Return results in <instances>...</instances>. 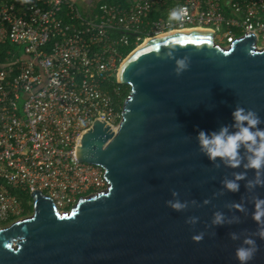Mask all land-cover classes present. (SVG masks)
Listing matches in <instances>:
<instances>
[{"label":"water","instance_id":"obj_1","mask_svg":"<svg viewBox=\"0 0 264 264\" xmlns=\"http://www.w3.org/2000/svg\"><path fill=\"white\" fill-rule=\"evenodd\" d=\"M255 43L247 36L223 48L211 34L191 33L134 54L118 75L130 87L122 120L116 128L95 121L77 148L81 163L105 170L109 188L66 213L42 191L32 192V216L0 229V264H240L235 251L247 237L258 245L248 264H264V239L252 218L264 187L246 188L257 179L244 167L248 154L242 150L238 168H216L197 140L201 130L234 132L237 106L264 121V48ZM184 56L189 68L177 76L175 61ZM234 173L245 174L237 192L222 183ZM176 199L187 208L167 205ZM216 212L222 225L212 223ZM191 217L198 219L187 223ZM200 233L203 239L193 241Z\"/></svg>","mask_w":264,"mask_h":264},{"label":"built area","instance_id":"obj_2","mask_svg":"<svg viewBox=\"0 0 264 264\" xmlns=\"http://www.w3.org/2000/svg\"><path fill=\"white\" fill-rule=\"evenodd\" d=\"M174 8L186 15L169 23ZM188 29L264 36V0H116L90 14L72 0H0V229L26 218L19 193L42 191L66 213L109 188L102 167L78 159L81 136L122 120L124 60Z\"/></svg>","mask_w":264,"mask_h":264},{"label":"clouds","instance_id":"obj_3","mask_svg":"<svg viewBox=\"0 0 264 264\" xmlns=\"http://www.w3.org/2000/svg\"><path fill=\"white\" fill-rule=\"evenodd\" d=\"M25 3L30 0H24ZM186 15V9L174 8L168 13V21L180 22ZM171 53H167L169 57ZM176 67L174 72L177 76L181 75L184 71L188 70L190 65V58L184 56L183 58L176 59ZM234 123L231 128L236 129L234 132H230L229 126H223L219 132L206 133L201 130L198 133L197 140L199 145V151L205 155L211 162H213L216 168L220 167L223 163L230 168H238L242 164V160L245 158L242 154L247 153V163L244 167L255 170L257 179L254 181H248L246 188L253 190L257 186L264 187V181L259 180V176L264 173V128L258 127L264 123L259 115L250 109L237 106L232 112ZM219 158V160H218ZM245 174L234 173V179H226L222 183L224 187L231 192L239 191L240 179L244 178ZM173 197H178V193L173 191ZM167 205L173 210L180 212L187 208L188 202H181L179 199L169 200ZM254 210L252 213L253 220L257 223L258 231L256 233L260 239H264V199L256 197L253 201ZM198 218L191 217L186 222L195 223ZM223 214L220 212L214 213V219L212 223L214 225L223 224ZM230 238L233 240L239 239L236 233H230ZM204 233L194 235L193 241L200 242L203 239ZM258 251V245L256 241L251 237L245 238L244 242L236 248L235 257L240 264H248L251 261L256 252Z\"/></svg>","mask_w":264,"mask_h":264},{"label":"flooded vegetation","instance_id":"obj_4","mask_svg":"<svg viewBox=\"0 0 264 264\" xmlns=\"http://www.w3.org/2000/svg\"><path fill=\"white\" fill-rule=\"evenodd\" d=\"M211 35L213 36L215 43L220 45L223 48H229L231 46L230 43H227L229 38L232 41H234V40H241L247 36H253L256 39L255 45L258 49L264 48V47H261V45L264 43V36H262V35L259 36L258 34H253V33H246L244 31L238 30V29H235L234 32L228 36H221V35H216V34H212V33H211Z\"/></svg>","mask_w":264,"mask_h":264},{"label":"bare ground","instance_id":"obj_5","mask_svg":"<svg viewBox=\"0 0 264 264\" xmlns=\"http://www.w3.org/2000/svg\"><path fill=\"white\" fill-rule=\"evenodd\" d=\"M191 33H207V34H211L210 31H205V30H201V29H188V30H182V31H178V32H170L164 35H160L157 36L155 38L149 39L147 40L144 44H142L140 47H138L136 50H134L123 62V64L121 65V72H120V76L122 73V69L124 68V66L127 64V62L130 60V58L136 54L138 51L142 50L143 48L147 47L148 45L157 42L159 40L168 38V37H172V36H176V35H181V34H191Z\"/></svg>","mask_w":264,"mask_h":264},{"label":"trees","instance_id":"obj_6","mask_svg":"<svg viewBox=\"0 0 264 264\" xmlns=\"http://www.w3.org/2000/svg\"><path fill=\"white\" fill-rule=\"evenodd\" d=\"M132 52V48L130 50H128L126 52L127 53H131ZM122 92H121V105L124 104L125 100L128 98L129 94H130V87L127 85H120ZM15 193H19V192H15ZM19 196L21 195V197H23V199L25 200L24 202V206H25V216H29V214H33L34 212V206H33V200L31 198L30 195H25V194H18Z\"/></svg>","mask_w":264,"mask_h":264},{"label":"crops","instance_id":"obj_7","mask_svg":"<svg viewBox=\"0 0 264 264\" xmlns=\"http://www.w3.org/2000/svg\"><path fill=\"white\" fill-rule=\"evenodd\" d=\"M76 3V5L80 8L82 12L85 14H90V12L94 11L98 5L102 2H112L115 0H72Z\"/></svg>","mask_w":264,"mask_h":264},{"label":"rangeland","instance_id":"obj_8","mask_svg":"<svg viewBox=\"0 0 264 264\" xmlns=\"http://www.w3.org/2000/svg\"><path fill=\"white\" fill-rule=\"evenodd\" d=\"M116 1V0H115ZM115 1H112V2H115ZM262 41V40H261ZM261 47H264V43L261 45ZM20 49L22 50V48L20 47ZM30 216H32V214H29V216H27V217H30ZM26 217V218H27Z\"/></svg>","mask_w":264,"mask_h":264}]
</instances>
